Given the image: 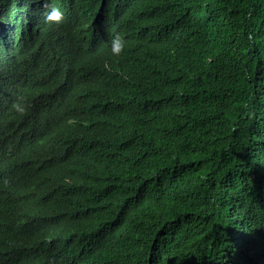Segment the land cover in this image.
<instances>
[{
	"label": "trees",
	"instance_id": "1",
	"mask_svg": "<svg viewBox=\"0 0 264 264\" xmlns=\"http://www.w3.org/2000/svg\"><path fill=\"white\" fill-rule=\"evenodd\" d=\"M120 1L128 80L87 47L112 38L101 0H0V264H264V0ZM42 138L69 145L80 185L34 206Z\"/></svg>",
	"mask_w": 264,
	"mask_h": 264
},
{
	"label": "clouds",
	"instance_id": "2",
	"mask_svg": "<svg viewBox=\"0 0 264 264\" xmlns=\"http://www.w3.org/2000/svg\"><path fill=\"white\" fill-rule=\"evenodd\" d=\"M106 2L110 3L109 9H104ZM44 18L45 21L59 25L64 22L65 13L59 6H53L46 10ZM95 19V28L112 38L110 44L98 37L88 38L87 47H90L95 56L93 58L104 61L107 67L111 62L115 64V67L118 64L119 69L114 72V75L116 78L123 77L128 80V72L124 71L121 66L128 52L136 50L134 38L129 29L128 9L120 0H101V8ZM5 25L6 23L0 22V31ZM117 30H120V33ZM55 68L77 79L91 78L94 75L90 67L66 55L58 56ZM127 104V102H122L121 108L124 110ZM12 108L18 115L23 116L30 110V104L17 101L12 104ZM70 121L77 122L76 119ZM39 146L42 152L40 155L29 158L24 174L25 190L20 191L30 198L34 206L57 197H68L70 192L80 185L74 179L78 167L68 144L62 145L53 138H42ZM45 242L38 236H31L28 240L30 255L37 259L49 256V247Z\"/></svg>",
	"mask_w": 264,
	"mask_h": 264
}]
</instances>
